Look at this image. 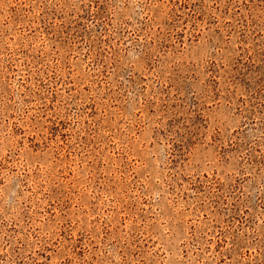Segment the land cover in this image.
I'll return each instance as SVG.
<instances>
[{"label":"rangeland","instance_id":"obj_1","mask_svg":"<svg viewBox=\"0 0 264 264\" xmlns=\"http://www.w3.org/2000/svg\"><path fill=\"white\" fill-rule=\"evenodd\" d=\"M0 264H264V0H0Z\"/></svg>","mask_w":264,"mask_h":264}]
</instances>
